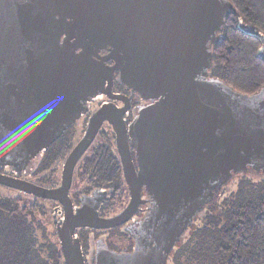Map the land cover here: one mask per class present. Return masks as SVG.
<instances>
[{
    "label": "water",
    "instance_id": "water-1",
    "mask_svg": "<svg viewBox=\"0 0 264 264\" xmlns=\"http://www.w3.org/2000/svg\"><path fill=\"white\" fill-rule=\"evenodd\" d=\"M229 0H0V167L22 172L88 111L112 99L117 81L148 102L130 125L140 173L126 168L132 200L106 224L152 199L146 234L129 254L101 250L96 264H170L196 217L238 178L264 179V87L245 95L210 78L213 49L231 15ZM259 37L264 60V36ZM106 53V55H103ZM113 65H108V62ZM109 120L126 163L120 110L105 105L68 157L62 186L46 190L0 174V185L60 200L65 264H85L73 237L90 226L74 216L68 191L76 162Z\"/></svg>",
    "mask_w": 264,
    "mask_h": 264
},
{
    "label": "trees",
    "instance_id": "trees-1",
    "mask_svg": "<svg viewBox=\"0 0 264 264\" xmlns=\"http://www.w3.org/2000/svg\"><path fill=\"white\" fill-rule=\"evenodd\" d=\"M229 1L238 15L229 17L213 49L210 78L252 95L264 87L262 43L241 26L264 36V0ZM235 182L198 214L170 264H264V179ZM45 217L41 209L0 195V264H65Z\"/></svg>",
    "mask_w": 264,
    "mask_h": 264
},
{
    "label": "flooded vegetation",
    "instance_id": "flooded-vegetation-1",
    "mask_svg": "<svg viewBox=\"0 0 264 264\" xmlns=\"http://www.w3.org/2000/svg\"><path fill=\"white\" fill-rule=\"evenodd\" d=\"M262 48V45H261ZM260 48V50H261ZM103 55H106L104 53ZM113 65V62H108ZM115 73L112 99L106 95L97 96L88 104V111L22 172L0 167V174L28 182L46 190H57L62 186L63 170L71 152L84 137L93 115L105 105H113L120 110V119L127 131V152L130 159L123 161L118 144L117 133L109 120L102 122L95 138L76 162L68 197L74 216L86 215L90 226H80L74 230L73 237L81 245L85 264H96L98 253L129 254L135 249L137 239L147 231V222L153 209L152 199L142 190L140 204L135 214L120 225L106 224L121 214L132 200L126 168L131 162L135 174L140 173L137 150L133 145L130 125L138 112L148 102L132 95L125 85L117 81ZM0 195L18 200L19 205L32 206L46 213L45 225L51 230L55 239L60 240L58 230L65 222L66 208L60 200L43 199L26 192L0 185ZM51 228H50V227ZM61 250V249H60ZM62 253V252H61Z\"/></svg>",
    "mask_w": 264,
    "mask_h": 264
},
{
    "label": "rangeland",
    "instance_id": "rangeland-1",
    "mask_svg": "<svg viewBox=\"0 0 264 264\" xmlns=\"http://www.w3.org/2000/svg\"><path fill=\"white\" fill-rule=\"evenodd\" d=\"M246 184H248V183H246ZM241 184H240V182H235L234 184H233V186H236V187H238L239 188V186H240ZM251 188H254V189H256L255 187H254V185H252V186H250ZM0 192H3V193H6L7 194V192H5V191H0ZM45 223V222H44ZM50 227V226H49ZM51 228V227H50Z\"/></svg>",
    "mask_w": 264,
    "mask_h": 264
}]
</instances>
